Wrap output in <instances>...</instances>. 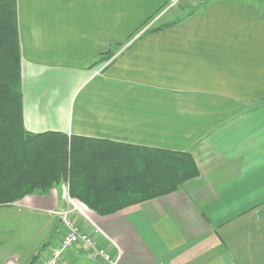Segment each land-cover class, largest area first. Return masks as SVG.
Wrapping results in <instances>:
<instances>
[{"label":"crops","instance_id":"crops-1","mask_svg":"<svg viewBox=\"0 0 264 264\" xmlns=\"http://www.w3.org/2000/svg\"><path fill=\"white\" fill-rule=\"evenodd\" d=\"M16 2L27 131L188 152L200 175L109 215L69 182L0 206L31 243L35 212L50 217L44 256L19 261L2 240L0 264L51 256L59 210L115 264H264V0H205L186 13L180 0ZM86 249L67 248L60 264H110Z\"/></svg>","mask_w":264,"mask_h":264},{"label":"trees","instance_id":"trees-1","mask_svg":"<svg viewBox=\"0 0 264 264\" xmlns=\"http://www.w3.org/2000/svg\"><path fill=\"white\" fill-rule=\"evenodd\" d=\"M199 175L188 152L27 131L17 2L0 0V206L69 182L72 196L109 215L175 192Z\"/></svg>","mask_w":264,"mask_h":264},{"label":"rangeland","instance_id":"rangeland-1","mask_svg":"<svg viewBox=\"0 0 264 264\" xmlns=\"http://www.w3.org/2000/svg\"><path fill=\"white\" fill-rule=\"evenodd\" d=\"M205 0H180V3L182 6H193L189 10H186L183 13H186L187 11H193L197 8H199ZM196 6V7H195ZM59 211H56L55 214H57ZM36 216L34 219V231H35V236H34V241L31 243V239L29 238L26 239L24 234H19V237L17 236V228L13 227V224H15V221H7V220H0V241H4L5 245L2 250H18L19 256L18 260L21 261L23 258H26L28 253H30L31 250L36 251L35 253L40 256H44L45 253L48 252L46 247L47 246H41L38 250L39 245L42 243L44 234L46 233V229L48 224L50 223V217L48 214H40V212H35ZM69 217L74 221V223L79 224L78 222L75 221L74 218L69 213ZM61 220V219H60ZM19 223V222H18ZM62 224V223H61ZM80 225V224H79ZM81 226V225H80ZM61 230H63V226L61 225ZM18 240V241H17ZM43 258V257H42ZM41 258V259H42ZM32 260V259H31ZM33 264V263H31Z\"/></svg>","mask_w":264,"mask_h":264},{"label":"built area","instance_id":"built-area-1","mask_svg":"<svg viewBox=\"0 0 264 264\" xmlns=\"http://www.w3.org/2000/svg\"><path fill=\"white\" fill-rule=\"evenodd\" d=\"M65 195L72 201L68 193ZM74 209L79 210V207L75 204ZM69 213V210H61L57 213L63 226V230L60 232V245L58 248L53 249L51 256L43 257L40 260V264H60L64 250L78 244L87 247L86 253L89 258L115 264L116 259L112 256L108 248L100 246L90 232L82 230L79 224L74 223L69 217Z\"/></svg>","mask_w":264,"mask_h":264}]
</instances>
